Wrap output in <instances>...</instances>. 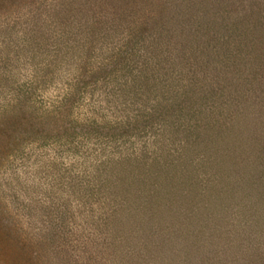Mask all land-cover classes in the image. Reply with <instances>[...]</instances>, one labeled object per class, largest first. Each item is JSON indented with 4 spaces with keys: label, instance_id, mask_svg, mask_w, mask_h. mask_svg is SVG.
Wrapping results in <instances>:
<instances>
[{
    "label": "trees",
    "instance_id": "trees-1",
    "mask_svg": "<svg viewBox=\"0 0 264 264\" xmlns=\"http://www.w3.org/2000/svg\"><path fill=\"white\" fill-rule=\"evenodd\" d=\"M1 176L8 264H264V0H0Z\"/></svg>",
    "mask_w": 264,
    "mask_h": 264
},
{
    "label": "rangeland",
    "instance_id": "rangeland-1",
    "mask_svg": "<svg viewBox=\"0 0 264 264\" xmlns=\"http://www.w3.org/2000/svg\"><path fill=\"white\" fill-rule=\"evenodd\" d=\"M69 68L65 67L63 70L60 69L59 72V77L60 78V82L65 81L67 78V72H68ZM28 74H30L29 71H27ZM28 74H23L22 78L26 79L28 77ZM62 85H51L49 87H44L43 89H41L37 94V98L38 100H41L43 103H47L48 100L54 98L55 96H57L61 91H62ZM3 176L0 177V179ZM0 264H8L7 260H5V262H3V256L0 255Z\"/></svg>",
    "mask_w": 264,
    "mask_h": 264
}]
</instances>
